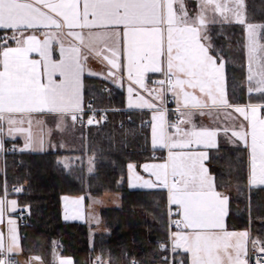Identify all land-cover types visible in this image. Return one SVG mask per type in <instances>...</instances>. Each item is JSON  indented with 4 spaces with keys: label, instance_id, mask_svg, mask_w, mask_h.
I'll return each mask as SVG.
<instances>
[{
    "label": "snow or ice",
    "instance_id": "snow-or-ice-1",
    "mask_svg": "<svg viewBox=\"0 0 264 264\" xmlns=\"http://www.w3.org/2000/svg\"><path fill=\"white\" fill-rule=\"evenodd\" d=\"M244 8V0H0V151L5 135L14 140L26 132L25 147L33 142V114L52 115L61 125L98 123L83 99L86 62L95 57L106 62L105 79L123 87L126 77L128 107L151 111V146L166 150L163 162L142 166L149 179L136 165L128 168L133 187H163L175 206L172 264L181 252L179 264H264V240L228 229L229 198L206 165L223 135L247 151L249 183L264 185V23L249 21ZM233 24L246 35L244 104L228 95L230 53L218 42L227 40L224 26ZM150 73L157 78L150 80ZM7 196L5 189L0 224L6 213L18 211L17 200ZM83 199L65 197L66 210L79 214ZM7 224V243L0 232V264H14L7 254L19 247L15 220L9 217ZM32 259L42 264L40 257ZM162 260L169 264L168 256ZM58 264L73 261L60 258Z\"/></svg>",
    "mask_w": 264,
    "mask_h": 264
},
{
    "label": "trees",
    "instance_id": "trees-1",
    "mask_svg": "<svg viewBox=\"0 0 264 264\" xmlns=\"http://www.w3.org/2000/svg\"><path fill=\"white\" fill-rule=\"evenodd\" d=\"M246 1L250 21L264 23V0ZM234 27L242 29V26ZM106 87L110 88V85L102 79L85 78L86 104L91 102L95 109L109 110L100 126L84 128L86 145L81 156L82 159L85 155L93 156L94 168L90 172L79 161L69 169L64 167L61 158L73 154L61 151L10 152L6 155L7 185L24 189L17 196V204L26 209L23 212L25 224H18L21 252L25 257L38 256L45 264H53L55 254L71 258L74 264H93L97 258L110 264L163 262L157 242L167 240V192L161 189L132 191L129 188L130 164L139 167L154 161L156 154L162 156V151L152 148L150 128L144 123L150 114L128 110L125 93L112 87L107 92ZM226 151L230 156L234 152ZM243 152L238 150V155ZM226 160L224 157L217 159L218 170L211 161L210 168L218 186L227 185L230 177L225 169L231 171L234 167L236 174L232 178L238 180L237 196L243 192L246 198L249 194L253 199L254 194L248 188L247 160L243 157L239 160L237 155ZM106 193L122 196L120 208L101 211V220L109 234H96L91 241L92 227L83 222L64 221L63 196L101 197ZM256 202L264 212V196H256ZM232 219L230 216V224Z\"/></svg>",
    "mask_w": 264,
    "mask_h": 264
},
{
    "label": "crops",
    "instance_id": "crops-1",
    "mask_svg": "<svg viewBox=\"0 0 264 264\" xmlns=\"http://www.w3.org/2000/svg\"><path fill=\"white\" fill-rule=\"evenodd\" d=\"M188 3L194 4L195 0H188ZM244 5H245L244 11H245L246 17L250 21V17L248 16V7H247V1L246 0H244ZM227 26H237V25L236 24L226 25L224 27H227ZM238 26H241V25H238ZM242 30H243V26H242ZM245 43H246V35H245L243 53L241 55H238L236 58L230 57L228 59V63L225 66V86L227 88L228 95L233 100V102L240 103V104H244V103L248 102V96H247V92H246V86H247L246 85V73H247L246 64H247V61H246ZM33 55H35V54H33ZM107 70H108V67L106 65V62H102L101 60L96 59L95 57L89 56V58L86 62L85 73H84V77H83V85H84V87H83V99H84L85 105H87L86 104V98H85V78L88 76V77L99 78V79L106 81L110 85V88L111 87L116 88L118 90H122L125 93V98H126L125 104H126V107L128 110H139V111H148L149 112L150 115H149V119H148V125L150 128V139H151V127H150L151 111L147 108H129L128 107V99L129 98H128V93H127L128 82H127L126 77H125V80L123 83V87H119L118 86L119 81H117V83H113L111 81V79H105L104 78V75L106 74ZM89 71H91L92 73H95V75H91V76L88 75ZM157 75L158 74H151L150 73L149 79L152 80L153 78H156ZM240 79L243 81V84L242 85H239L238 83L236 84V82H239ZM145 96H146V94H145ZM253 102H255V100ZM171 107H172V109L169 110V113H172L175 110L174 101L171 103ZM32 118H33L32 134H33L34 140L28 147H25L26 143H28V141L26 139V137H27L26 132L16 133L15 134L16 138L14 140L11 139L10 137H8L7 135H5V137H4L5 146H4V149L2 151H0V195H3L4 190L8 189V185H7L6 180H5V161H6V154L10 153L11 149H16V151H18V152H35V153L48 152V151H54V152L61 151L62 152L64 150V149H62L63 147H62L60 142L56 146H53V145L44 146L43 145V142H47L50 140V133H49L50 131L47 130L44 123H41L40 121L45 120V119H49V118H56V117H54L52 115L33 114ZM169 118L173 119L174 116L170 115ZM195 119L197 120V122L203 124L206 127L215 126L213 124V121L208 117L197 116V117H195ZM240 120H242V117L239 118L237 123H239ZM63 124L61 125L59 122V124L56 125V128L60 131L64 126ZM71 127L77 128L78 123H76V124L72 123ZM82 127H84L83 124H82ZM25 128H27V125H25ZM224 148H240L242 150H244V149H243L242 145L238 146L237 144H233V143L228 142L227 138L222 135L221 139H220L219 150H216V149L210 150L209 151L210 159L206 162V165L208 166L210 173L215 177V182L217 184V190L223 192L229 198V205H228L229 211H228V216L226 218L227 227L229 230H235V231L247 230L253 238H259L261 240H264V215L261 216L260 218L258 217V216H260V214H264V212L260 213V208H258L259 203L256 202V196H258V195L264 196V185H251L248 181V188L250 190H252V194H254L252 196L253 199L250 197L249 194H248V198H246V196H244L243 192H241L239 194V196H237V194L239 192L237 190V187L234 188L236 190L232 189L229 191V190L225 189L224 187L218 186V181L216 179V175L212 173L210 167H211V161L215 157L217 159L222 157L221 151ZM156 150H160V149H156ZM160 151H162V157H165L166 156V150H160ZM244 151L245 152H243V156H244L243 158H245L247 160V171H248V175H249V157H248L247 151L246 150H244ZM162 157L160 159H155L154 161H150V162H146V163H161V162H163ZM144 164L145 163L141 164L139 167L136 166L135 171L137 173H139L141 176H143L145 179H149L150 177L148 176V174L143 171L142 166ZM128 173H129V168H128ZM129 177H130V173H129ZM129 188L132 191H137V190H139V191H150V190L161 189V190H165L167 192V190L164 189L163 187H154V188H146V187H139V186L133 187L131 182H130V179H129ZM116 194L120 195L119 193H106L104 195H108V196L112 195L113 196ZM69 197H72V199H77L79 196H69ZM7 198L9 200H12V199L17 200L13 195H10V193H8ZM64 198H65V196H63V198H62V216H63L64 221H66V222H83V223H86L87 225H89L90 227H92V230L90 231L91 241L93 240V238L96 234H104V235L109 234L108 228L105 226V224L102 222L101 219H98V220L94 221L93 223L92 222H84V221H80V220L78 221V219H76L75 217L82 216V212L79 211V214H77L74 207L68 208L69 213L67 216L68 218L66 219L65 218L66 217V212H65L66 204H65ZM119 198H120V200H118L119 203L115 201V206L114 207L110 206V208H120L122 206V196L120 195ZM72 199H70V200H72ZM86 200H87V202L90 201L89 196L87 197ZM109 201L110 202L113 201L111 197H110ZM170 207L173 208V210L176 212L175 206L169 205V209H170ZM110 208H108V209H110ZM244 208H246V212H244ZM19 209H22V208H20L18 206L17 212H8L5 214L4 223L0 224V232H2L4 234L5 242L7 243L8 242L7 220L9 219V217L14 219L16 222L15 226H16V230H17L19 247L15 252H13L11 254L17 256L18 260L20 261L21 264H37V262L32 259L36 256L25 257L22 255V252H21L20 238L18 235V224H19V216L23 215L24 213L20 212ZM230 216H231V218H233L232 224L229 223ZM175 218H177L176 215H175ZM256 218H258V219H256ZM255 223L258 225H256ZM184 256H185V254L181 252L180 255L175 258V264H179V260L181 258H183ZM60 258L71 259L68 257H61L59 254H55L53 257V264H58V259H60ZM41 261H42V264H45L42 259H41Z\"/></svg>",
    "mask_w": 264,
    "mask_h": 264
},
{
    "label": "rangeland",
    "instance_id": "rangeland-1",
    "mask_svg": "<svg viewBox=\"0 0 264 264\" xmlns=\"http://www.w3.org/2000/svg\"><path fill=\"white\" fill-rule=\"evenodd\" d=\"M259 1H261V0H259ZM257 10L260 11V8H258ZM224 31H225V35L227 36V40H224L223 37H220L218 42L223 43L226 52L230 53L228 55V59L230 57L236 58L238 55H241L244 51V41H245L244 31L242 29H238V28L236 29V27H234V26L224 27ZM237 83L239 85H242L243 81L240 79L239 82H236V84ZM99 110L109 111L108 109H99ZM40 122L44 123L47 130L50 131L49 132L50 133V140L47 142H43L44 146H49V145L56 146L60 142L62 147H63L62 149H64L62 152H64L65 154H73V155H65L64 157L61 158L60 162L64 167L69 169L74 164V162L79 161L80 163H83L88 168V172H90L94 168L93 156L85 155V158H83V159L81 156L82 152L84 151L83 149H85V145H86V142H85L86 132L84 130V127H82L81 123H78L77 128H72L71 127L72 126L71 120H66L63 124L64 125L63 128L59 131L56 128V125L59 124V121L56 118H49V119L41 120ZM144 123L148 124V121H146ZM224 150H225V152H224ZM226 150H233L234 152H232V154L230 156L227 154ZM238 150H242V149H240V148H224L221 151L222 157L227 158V160L230 161L232 159V156L235 157L237 155V156H239V160H241L242 157H244V156H243V154L241 156L238 155ZM215 158L213 159V167L215 168V170H218V168L216 166L217 158L216 159ZM90 160H91V163H89ZM227 160H226V162H227ZM225 172L227 175H229L230 180H229V182H227V185H224L223 187L230 191V190L236 188L237 186H239L237 184L238 180L236 178H232L236 174V172H234V167L231 169V171H229L228 168H226ZM65 197H67L69 200L72 199V197H69V196H65ZM80 197H84L83 202H82L80 209H79V211L82 212V216L75 217V218L78 219V221L80 220V221L92 222V223L98 219H101L102 209L110 208V206L114 207L115 201L119 203L118 200H120V198H119L120 195H118V194L113 195V196L112 195L111 196L104 195L101 197H92L89 195V199H90L89 202H87V200H86L88 197L87 195H80L78 198H80ZM110 197L113 200L112 202L109 201ZM16 199H17V196H16ZM64 201H65V198H64ZM156 203L157 202H155L153 204L154 207L157 205ZM167 205H168L167 206V219H166L167 240L164 242H160V241L157 242V247H158L159 252H161V258L164 256H168L169 257V264H172V253L170 251L169 234H170V232L175 230L174 226L172 225V220L175 219L174 218L175 216H173V208H172V212H170V210H169L168 194H167ZM65 212H66V216H68V213H69L68 209L65 210ZM260 213H263V212L260 211ZM161 244L168 245L169 250L168 251H161V248H160ZM162 264H163V262H162Z\"/></svg>",
    "mask_w": 264,
    "mask_h": 264
},
{
    "label": "built area",
    "instance_id": "built-area-1",
    "mask_svg": "<svg viewBox=\"0 0 264 264\" xmlns=\"http://www.w3.org/2000/svg\"><path fill=\"white\" fill-rule=\"evenodd\" d=\"M156 78H157V77H156ZM156 78H153L152 80H154V79H156ZM106 90H109V89L107 88ZM168 101H169V102L167 103V108H168V110H171V109H172V107H171V103H172L173 101H172V99H171L170 96L168 97ZM92 109L96 112V118H97V120H98L99 122H98V123H94L93 125H87L86 120H85V122L83 123V125H85L86 127L100 126L101 123L103 122V120H105L106 117H107V113H108V111L98 110V109H95L93 106H92ZM86 111H88L87 108H86ZM173 119H175V117H174ZM14 188H17V187H11V188H8V189H7V193H13V194H15V195H18V193L13 192V189H14ZM173 216H175V211H173ZM19 218H20V220H21V225H24V224H25V221H24L23 216H20ZM174 218H175V217H174ZM7 255H8V258H9L10 260L14 261V264H21L20 261L18 260V258H17L16 256L12 255L11 253H10V254H7ZM93 264H110V263H109L108 261H103V260H101V259H99V260L96 259V260L94 261Z\"/></svg>",
    "mask_w": 264,
    "mask_h": 264
},
{
    "label": "bare ground",
    "instance_id": "bare-ground-1",
    "mask_svg": "<svg viewBox=\"0 0 264 264\" xmlns=\"http://www.w3.org/2000/svg\"><path fill=\"white\" fill-rule=\"evenodd\" d=\"M115 110V109H114ZM105 121V120H104ZM102 260V259H101Z\"/></svg>",
    "mask_w": 264,
    "mask_h": 264
}]
</instances>
